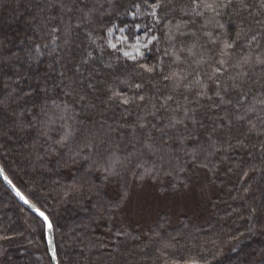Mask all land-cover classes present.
<instances>
[{
	"label": "trees",
	"instance_id": "trees-1",
	"mask_svg": "<svg viewBox=\"0 0 264 264\" xmlns=\"http://www.w3.org/2000/svg\"><path fill=\"white\" fill-rule=\"evenodd\" d=\"M156 2L0 0V162L60 264H264V0H160L145 52L112 48ZM0 264H52L1 177Z\"/></svg>",
	"mask_w": 264,
	"mask_h": 264
},
{
	"label": "rangeland",
	"instance_id": "rangeland-1",
	"mask_svg": "<svg viewBox=\"0 0 264 264\" xmlns=\"http://www.w3.org/2000/svg\"><path fill=\"white\" fill-rule=\"evenodd\" d=\"M157 12V9L155 10ZM153 9L152 8H141L137 7L134 11H132L131 16L137 18L136 23H130L128 25H115L109 33L110 45L115 44V48H119L122 53L125 52L131 53V56H128L132 59L142 55L145 52V49L150 46V44L154 41L149 42L152 36L156 35L152 32L151 26L147 24L145 21L146 17L149 20L152 18L157 19L156 15H152ZM137 38L140 41L139 52H137L136 48L133 47L136 44ZM189 198V197H186ZM194 201H199L198 198H192ZM190 198L188 200H180V206L185 207L189 206ZM182 204V205H181Z\"/></svg>",
	"mask_w": 264,
	"mask_h": 264
},
{
	"label": "snow or ice",
	"instance_id": "snow-or-ice-1",
	"mask_svg": "<svg viewBox=\"0 0 264 264\" xmlns=\"http://www.w3.org/2000/svg\"><path fill=\"white\" fill-rule=\"evenodd\" d=\"M231 3H232V0H226V2L220 4L219 7H221V8H227ZM159 7H161L160 0H157V2H156L155 4L152 5V9H153L152 15H154V16L156 15V11H155V10L158 9ZM199 7H200V3L197 2V0H194V9H193V10L195 11V10H196L197 8H199ZM203 7H204L207 11H211L212 13H216V14H218V13H217V6L214 5L213 3H204V4H203ZM197 14H201V13H197ZM220 27L222 28L223 25H220ZM206 35H208L209 37H211V33H207ZM240 38H241V33H237V40H239ZM155 39H157V37L152 36V37L150 38L149 42H151V41H153V40H155ZM251 39H252V41H255V40H256V36H252ZM213 43H216V41H213ZM235 43H236V41L228 42L227 40H225V41L223 42V48H222V51L226 54V53H227V50L232 49V48L234 47ZM110 46H111L112 48H115V47H116L115 44H111ZM133 47H135L136 50H137V52H139V47H140V41H139V38H137L136 44H135ZM190 54H191V52H190ZM124 55H125V56H131V53H129V52H125ZM250 59H251L250 57L244 59V60H243V63H244V64H248V63L250 62ZM225 63H226V61H225L224 59H221V60L219 61V64H220V65H224ZM255 63H257V64H264V59H261V58L257 57V58L255 59ZM145 67H146L147 71H149V72L153 71L152 68H147V66H145ZM220 72H221V68H220V67H216V68L214 69V74H218V73H220ZM210 78H211V77H210ZM136 87L139 88V87H141V86H140V85H136ZM119 95H120L119 93H113V97H110V99H111V98H116V97H118ZM217 95H219V93H217ZM134 99H135V98H133V102H134ZM143 99H144V97L141 96V97H140V100H143ZM169 99H170V97H169ZM122 103H124V104H128V103H130V100H129L128 98H124V99L122 100ZM261 103H264V101H261ZM253 110H254V109H253ZM0 172H2V169H0ZM4 179L7 180L8 178L5 176ZM8 182L11 184V181H10V180H9ZM17 195H19V196L21 197V199H25V198L23 197V195L19 192V190H17ZM25 202L27 203L28 201L25 200ZM37 211L39 212V215H40L41 217L44 218L45 221L48 220V217L45 215L44 212H40L39 209H37ZM52 227H53L52 224L49 222V223H48V228L51 229Z\"/></svg>",
	"mask_w": 264,
	"mask_h": 264
},
{
	"label": "water",
	"instance_id": "water-1",
	"mask_svg": "<svg viewBox=\"0 0 264 264\" xmlns=\"http://www.w3.org/2000/svg\"><path fill=\"white\" fill-rule=\"evenodd\" d=\"M0 169H2V172H0V177L1 179L5 182V184L10 188V190L14 193V195L17 197V199L26 207H28L29 209H31L34 213H36L39 217H41L39 215V212L37 211V209H39L40 212H44L45 215L48 217V220L45 221L43 217L42 220L44 221L45 225H46V236H47V241H48V248H49V254H50V258L52 261V264H60L59 262V256L57 253V245H56V238H55V229H54V224L50 218V216L47 214V212H45L43 209H41L36 203H34L15 183L14 181L10 178V176L8 175V173L6 172L5 168L3 167L2 163L0 162ZM7 177L8 179L5 180L4 177ZM11 181V184L8 181ZM17 190H19V192L23 195V197L25 199H21V197L19 195H17ZM25 200H27L28 202L26 203ZM52 224V228L49 229L48 228V223ZM182 264H204V263H199V262H195V261H190V262H185Z\"/></svg>",
	"mask_w": 264,
	"mask_h": 264
}]
</instances>
